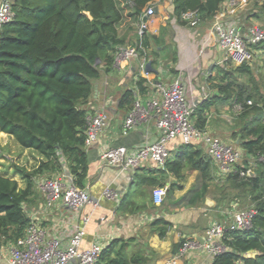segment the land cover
<instances>
[{
    "label": "trees",
    "instance_id": "trees-1",
    "mask_svg": "<svg viewBox=\"0 0 264 264\" xmlns=\"http://www.w3.org/2000/svg\"><path fill=\"white\" fill-rule=\"evenodd\" d=\"M154 1L13 0V20L0 31V132L40 159L32 172L14 165L24 188L15 179L0 175V242L14 244L24 235L30 222L26 209L33 204L37 177L68 174L83 188L88 169L87 104L94 83L102 72L113 69L117 48L125 46V34L134 29L126 25L139 24L145 8ZM223 1L172 0L173 17L187 25L183 15L196 10L201 21L211 20ZM138 38L134 45L140 56L148 37L143 33ZM251 65L231 67L218 86L219 100L240 107L234 115L233 135L247 156L242 164L237 162L225 175L217 169L213 173L211 160L200 149L183 145L178 156L168 158L164 165L177 178L184 169L196 171L185 204L202 205L211 195L221 208L230 207L234 200L242 208L256 210L250 228L224 233L225 250L211 264H264V88L254 80L256 70ZM134 101L133 92L127 90L120 106L131 108ZM205 107L198 106L191 116L199 129L205 125ZM249 167H255L252 175L247 173ZM227 184L236 190L232 199L230 192H224ZM174 186L169 188V197ZM219 216L225 218L222 213ZM165 231L166 227L158 229V236L163 237ZM124 248L123 242L110 244L95 264L140 263L137 255L127 257Z\"/></svg>",
    "mask_w": 264,
    "mask_h": 264
},
{
    "label": "crops",
    "instance_id": "crops-1",
    "mask_svg": "<svg viewBox=\"0 0 264 264\" xmlns=\"http://www.w3.org/2000/svg\"><path fill=\"white\" fill-rule=\"evenodd\" d=\"M252 1L247 0L236 17L229 19L236 22L237 29L243 34L254 17L246 18L256 12L254 10L251 14H244L245 10L254 5L255 8L259 6L258 8L264 9V0H259L258 3L256 0L254 3ZM151 6L157 11L145 18L141 17L145 21L144 33L148 37L144 53L138 58L114 64L108 73L102 72L94 83L92 97L87 104L88 116L101 110L108 115L107 125L97 141L85 147L88 169L81 187L87 188L91 202L79 211L69 210L60 201L49 209L40 210L45 196L36 186L35 198L28 209V215L37 212V220L47 234L51 238L60 239L62 244H66L77 229H82L83 248L93 243H99L105 248L114 242L117 245L123 242L127 257L137 255L140 260L138 264H168L172 260L175 261L174 264H211L209 255L201 249L189 250L182 257H177L186 239L201 238L214 222L212 217L206 215L203 203L196 206L184 203V197L194 183L196 171L184 169L182 177L177 178L164 166L157 167L151 162L131 170H119L99 159L100 153L107 148L123 146L131 150L157 139L159 133L153 119L126 135L122 134V124L130 107H121L120 100L127 90L133 92L134 99L144 100L158 96L156 85H167L175 79L181 82L185 97L194 110L202 104L206 105L203 109V129L209 135L240 148L238 139L233 135L236 106L230 100L223 102L218 98L221 95L218 86L222 83L223 75L231 73V67L235 65L224 60L212 19L201 21L195 26L180 24L173 17L172 0H155ZM145 13L146 8L144 15ZM128 26L134 29L125 34L127 47L134 45L139 39L138 24L130 23L126 25ZM125 31L126 28L122 33H126ZM263 58L257 47L256 62L264 60ZM255 60L251 63L252 68H256ZM142 63L145 65L144 70L140 69ZM234 76L241 81V75L234 73ZM141 79L144 81L139 85ZM0 134L6 135L2 132ZM16 145L21 153V161L31 156L40 159L36 153L21 148L17 143ZM190 145L200 149L211 160L214 173L217 165L208 155L202 141ZM182 146L179 140L172 141L169 144V158L178 156ZM9 171L14 172L12 167H9ZM8 175L21 188L25 187L18 172H10ZM172 185H175L174 192L169 197L168 191ZM108 186L117 193V199L102 196ZM158 189L166 192L161 205H155L152 197L153 191ZM224 212L227 210L222 215ZM162 227H166V231L163 237H159L158 229ZM7 245L10 248L13 244ZM8 258L9 251L4 253L1 250L0 264H8Z\"/></svg>",
    "mask_w": 264,
    "mask_h": 264
},
{
    "label": "built area",
    "instance_id": "built-area-1",
    "mask_svg": "<svg viewBox=\"0 0 264 264\" xmlns=\"http://www.w3.org/2000/svg\"><path fill=\"white\" fill-rule=\"evenodd\" d=\"M247 0H224L217 12L213 15L212 25L224 60L234 65H245L254 62L256 49L259 43L264 42V29L257 24L249 26L243 34L237 29L236 22L229 20L235 18L240 8ZM13 0H0V31L3 26L11 22L14 17L12 9ZM154 9L151 5L146 7L142 18L152 15ZM183 20L190 26L201 22L198 11H189L183 15ZM144 19H140L138 33L141 36L145 31ZM264 57V48H259ZM139 57L136 45L119 46L114 56V64L121 61ZM144 63L140 69L144 70ZM158 96L148 97L144 100L136 98L129 109L123 124L122 134L126 135L141 124H146L152 119L158 130L155 141L144 143L137 148L127 149L123 146L110 147L100 153V160L106 165L119 170H131L146 162L163 167L170 157L169 144L179 140L182 145H190L202 141L208 155L217 165L218 174L225 175L234 170L241 157L239 149L211 136L204 129L197 128L192 121L194 108L185 97L184 89L179 80L175 79L167 85L157 84ZM250 104V101H248ZM237 111L240 110L236 106ZM108 122V115L104 110L87 117L85 129V145L97 141L100 133ZM39 189L45 196L40 210L51 208L56 202H62L69 210L79 211L91 202L87 188L77 187L68 174H57L39 182ZM166 192L164 189L153 191L152 197L155 205H161ZM102 196L117 199L118 195L110 186L102 192ZM235 207V206H234ZM227 224L213 222L201 237L186 239L179 249L178 258L189 250L201 249L213 260L225 250L222 244L224 233L229 230H246L251 227L252 219L256 214L255 209L234 208L226 212ZM30 222L24 235L9 248L8 264H95L99 259L102 245L93 243L87 248L81 246L82 229H77L62 244L58 238H51L37 220V212L28 215ZM87 219H85L86 222ZM172 260L168 264H174Z\"/></svg>",
    "mask_w": 264,
    "mask_h": 264
},
{
    "label": "rangeland",
    "instance_id": "rangeland-1",
    "mask_svg": "<svg viewBox=\"0 0 264 264\" xmlns=\"http://www.w3.org/2000/svg\"><path fill=\"white\" fill-rule=\"evenodd\" d=\"M256 1H257V3L259 2V0H256ZM252 2L254 3L255 0H253ZM255 6L256 5H254L253 8H250V9L247 8L245 10L246 12H244V14L245 13L246 14H251V13H253L254 10H256V12H254L253 15L248 16L246 19H248L249 17H252V18L254 17L253 20L250 22V26L253 25V24H257L261 28L264 29V9L262 10L261 8H258L259 6H257L255 8ZM257 47L260 48V49L264 48V42L259 43ZM255 66H256V68H255L256 71H255V73L253 75V78H254L255 81H257V84L261 87L260 89L262 90L264 88V60L259 61V62H256V60H255ZM232 67H234V66H232ZM244 77L246 78V76H244ZM239 78L242 80V76H240ZM228 144L232 145L233 147H235V148L240 150L241 157L238 160L237 165L242 164L243 160L247 156H245V154L243 153L242 149L239 148L236 144H232V143H228ZM17 148H18V146L16 145V143L13 141V139L10 136L0 134V172H2L1 173L2 175H8V174H10V172L13 174L14 172H16V171H14V172L9 171V167H12V169L15 170L14 165H16V164L19 165L20 167H22V166L26 167V170H28V171L31 170L30 172H32L34 170V168L36 167L35 164L39 163V160L35 159L33 156H31V158H29V157L25 158L24 160L21 161V158H20L21 153L19 152V150ZM13 158H15L16 161ZM17 158H19V159H17ZM249 158L252 159L251 156H249ZM251 162H253V161L251 160ZM254 168L255 167H249L247 169V170L250 171L251 175L253 174ZM53 176H55V175H53ZM8 177H9V175H8ZM50 177H48V176L37 177L36 180H35V189H36V186L39 189V182L41 180H43L45 178H50ZM215 177H216V175H215ZM215 177H214V179L216 181L217 179ZM21 183H24V182H21ZM216 183L220 184L219 180H217ZM222 184H223V182H222ZM211 188L213 190H215L214 186H212ZM224 192H230L229 195L231 196L230 198L232 199L233 198L232 194H234V192H236V190L231 188L227 184L226 187H225V191ZM209 196L211 197L210 199L213 200V197L211 195H209ZM242 206H244V205L238 203L237 201L232 200V203H231L230 207L221 208L216 203H215V206L208 207V206L205 205V201H204V204H203L202 208L205 209V213H206V215L208 217H212V220L214 222H219L221 224H224V223L227 224V223H229V221L226 218L220 217L219 216L220 213H222L225 210L231 212L232 209H234V208L240 209V208H242ZM29 208L30 207H28L26 209L27 214H28V209ZM223 215L227 216V214L225 212H224ZM7 246H8L7 244L0 242V251L4 250V253H7L9 251V247H7Z\"/></svg>",
    "mask_w": 264,
    "mask_h": 264
},
{
    "label": "water",
    "instance_id": "water-1",
    "mask_svg": "<svg viewBox=\"0 0 264 264\" xmlns=\"http://www.w3.org/2000/svg\"><path fill=\"white\" fill-rule=\"evenodd\" d=\"M156 11L157 10L154 9V12H156ZM247 173L250 174V171L248 170ZM210 198H211L210 196L206 197V199H205V205L208 206V207H213V206H215V201L214 200H211ZM199 240L202 243V239L199 238Z\"/></svg>",
    "mask_w": 264,
    "mask_h": 264
}]
</instances>
